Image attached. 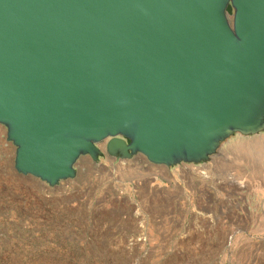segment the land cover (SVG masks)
<instances>
[{
    "label": "water",
    "instance_id": "water-1",
    "mask_svg": "<svg viewBox=\"0 0 264 264\" xmlns=\"http://www.w3.org/2000/svg\"><path fill=\"white\" fill-rule=\"evenodd\" d=\"M0 126L50 188L82 157L207 162L264 129V0H0Z\"/></svg>",
    "mask_w": 264,
    "mask_h": 264
},
{
    "label": "rangeland",
    "instance_id": "rangeland-1",
    "mask_svg": "<svg viewBox=\"0 0 264 264\" xmlns=\"http://www.w3.org/2000/svg\"><path fill=\"white\" fill-rule=\"evenodd\" d=\"M13 153L0 126V264H264V129L198 164L82 157L53 188Z\"/></svg>",
    "mask_w": 264,
    "mask_h": 264
}]
</instances>
